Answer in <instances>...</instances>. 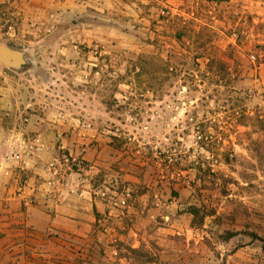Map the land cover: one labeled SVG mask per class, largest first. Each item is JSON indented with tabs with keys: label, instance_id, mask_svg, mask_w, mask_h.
<instances>
[{
	"label": "rangeland",
	"instance_id": "rangeland-1",
	"mask_svg": "<svg viewBox=\"0 0 264 264\" xmlns=\"http://www.w3.org/2000/svg\"><path fill=\"white\" fill-rule=\"evenodd\" d=\"M135 1L130 43L97 47L80 79L49 28L26 45L21 0H0V44L28 55L0 62V106L100 119L54 165L103 204L87 236L0 238V264H264V0Z\"/></svg>",
	"mask_w": 264,
	"mask_h": 264
},
{
	"label": "crops",
	"instance_id": "crops-1",
	"mask_svg": "<svg viewBox=\"0 0 264 264\" xmlns=\"http://www.w3.org/2000/svg\"><path fill=\"white\" fill-rule=\"evenodd\" d=\"M21 1L22 31L34 35L26 45L36 46L41 42L39 31L49 28L48 37L54 36L57 57L70 66L79 65L80 79L88 77L89 66L101 64V57L94 56L97 47L105 49L101 55L124 46L127 39L130 43L128 34L122 30L130 28V23L134 27L135 18L130 15L139 7L135 0ZM30 20L35 27L30 28ZM80 108L86 109L83 104L76 106L67 101L1 104L0 238H8L14 231L29 238L33 234L30 228L46 234L87 236L88 227L97 220L95 212L103 204L87 190V178H83L81 190L79 183L72 182L73 173L54 165L65 148L77 154L82 142L91 140V136L99 137L92 127L100 124V119L88 113L73 116L71 111ZM88 156L89 152L83 158ZM6 225L14 228H3Z\"/></svg>",
	"mask_w": 264,
	"mask_h": 264
},
{
	"label": "water",
	"instance_id": "water-1",
	"mask_svg": "<svg viewBox=\"0 0 264 264\" xmlns=\"http://www.w3.org/2000/svg\"><path fill=\"white\" fill-rule=\"evenodd\" d=\"M0 62L11 68H22L26 62L25 52L0 44Z\"/></svg>",
	"mask_w": 264,
	"mask_h": 264
},
{
	"label": "built area",
	"instance_id": "built-area-1",
	"mask_svg": "<svg viewBox=\"0 0 264 264\" xmlns=\"http://www.w3.org/2000/svg\"><path fill=\"white\" fill-rule=\"evenodd\" d=\"M252 59H253V60H255V59H256V57H255V56H252Z\"/></svg>",
	"mask_w": 264,
	"mask_h": 264
}]
</instances>
